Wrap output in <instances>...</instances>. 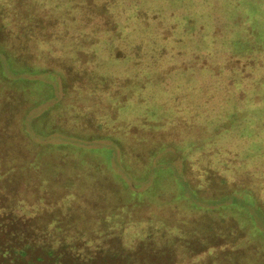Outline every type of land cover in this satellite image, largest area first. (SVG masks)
I'll return each instance as SVG.
<instances>
[{
    "label": "rangeland",
    "instance_id": "obj_1",
    "mask_svg": "<svg viewBox=\"0 0 264 264\" xmlns=\"http://www.w3.org/2000/svg\"><path fill=\"white\" fill-rule=\"evenodd\" d=\"M1 60L0 207L264 264V0H0Z\"/></svg>",
    "mask_w": 264,
    "mask_h": 264
},
{
    "label": "trees",
    "instance_id": "obj_2",
    "mask_svg": "<svg viewBox=\"0 0 264 264\" xmlns=\"http://www.w3.org/2000/svg\"><path fill=\"white\" fill-rule=\"evenodd\" d=\"M1 67V80L5 85L13 86L12 81L14 82L15 79L7 73L3 61ZM19 91L17 90V93ZM3 97L0 95V98L3 99ZM227 136L234 137L232 134ZM4 157H8L10 162L11 159H14L10 158L9 152ZM7 165L11 171L10 174H13V165L10 163ZM6 196L14 200L10 194ZM3 200H5L4 196L0 201L4 203ZM14 208L15 205L11 201L7 204L5 201L3 207H0V264H174L172 260H169L170 257H167L164 248L155 250L151 248L150 244L148 250L147 244L143 245L145 243L141 242L134 250L130 251L128 249L130 246L126 245L121 238L116 239L119 240L118 243H116L117 241L111 243L112 233H109L108 229L113 232L114 227L102 229L103 233L110 235V244L105 245L108 248L98 245L93 250L90 244L79 245L71 243V241L68 243L60 241L59 234L53 235V232L48 231L49 222H45L41 216L34 217L27 211L19 213L20 211ZM20 224L23 229L19 226ZM59 228L61 227L59 226ZM25 232L28 233L27 236H24ZM178 232L181 233L182 230L180 229ZM91 234L95 235V229Z\"/></svg>",
    "mask_w": 264,
    "mask_h": 264
}]
</instances>
